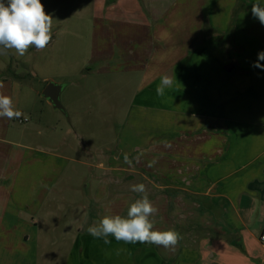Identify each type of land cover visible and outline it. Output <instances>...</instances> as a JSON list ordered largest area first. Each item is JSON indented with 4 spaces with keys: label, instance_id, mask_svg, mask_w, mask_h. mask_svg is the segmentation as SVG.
Returning a JSON list of instances; mask_svg holds the SVG:
<instances>
[{
    "label": "crops",
    "instance_id": "1",
    "mask_svg": "<svg viewBox=\"0 0 264 264\" xmlns=\"http://www.w3.org/2000/svg\"><path fill=\"white\" fill-rule=\"evenodd\" d=\"M142 1L108 7L99 0L104 25L95 73L145 80L132 99L131 127L148 126L147 135L126 150L156 190L150 201L161 197L153 224L162 220L160 231L174 229L182 239L174 249L111 236L105 244L86 231L76 236L65 264H264V68L252 66L264 51V25L251 13L264 0ZM117 20L108 44L107 22ZM163 75L175 83L160 97ZM7 164L0 191L22 181ZM1 202L0 234L11 193Z\"/></svg>",
    "mask_w": 264,
    "mask_h": 264
},
{
    "label": "rangeland",
    "instance_id": "2",
    "mask_svg": "<svg viewBox=\"0 0 264 264\" xmlns=\"http://www.w3.org/2000/svg\"><path fill=\"white\" fill-rule=\"evenodd\" d=\"M109 1L108 7L117 2ZM41 3L53 16L49 45L41 51L32 47L22 57L14 50L0 55V95L10 97L22 112L18 119L0 118V138L9 142H0V175L7 163L11 175L22 174L16 188L0 191V206L7 192L14 200L1 223L0 247L9 250L0 252V264H65L79 233L106 214L126 215L130 203L140 198L131 185L144 184L149 198L156 191L126 150L135 137L147 135L148 126L131 127L132 99L145 80L140 74L124 79L95 73L104 25L99 0ZM115 22H107L108 44L119 31ZM107 49L112 54V47ZM49 82L65 86L61 102L66 114L42 96ZM160 198L154 200L156 208ZM162 226V220L154 224L157 230Z\"/></svg>",
    "mask_w": 264,
    "mask_h": 264
},
{
    "label": "clouds",
    "instance_id": "3",
    "mask_svg": "<svg viewBox=\"0 0 264 264\" xmlns=\"http://www.w3.org/2000/svg\"><path fill=\"white\" fill-rule=\"evenodd\" d=\"M252 16L264 25V6L255 3L251 8ZM53 16L45 12L41 0H0V55L14 50L24 56L34 47L37 51L45 49L52 40ZM264 60V51L258 53L255 68H264L259 63ZM174 79L168 75L160 78L156 87L157 96L163 97L166 89L174 87ZM22 112L14 107L6 95H0V118L18 119ZM131 191L141 194V198L130 203L125 216L106 214L87 228L94 238L111 243L109 236L126 244H152L165 249H174L182 239L174 229L155 230L150 217L158 209L150 201L144 184L131 185Z\"/></svg>",
    "mask_w": 264,
    "mask_h": 264
},
{
    "label": "water",
    "instance_id": "4",
    "mask_svg": "<svg viewBox=\"0 0 264 264\" xmlns=\"http://www.w3.org/2000/svg\"><path fill=\"white\" fill-rule=\"evenodd\" d=\"M233 64H228L226 66V70L230 71L233 68ZM65 89V86L62 84H58L55 82H49L43 92L42 96L47 99L48 102H50L54 108L61 110L64 114H66L65 108L62 105L61 102V94L63 90Z\"/></svg>",
    "mask_w": 264,
    "mask_h": 264
},
{
    "label": "built area",
    "instance_id": "5",
    "mask_svg": "<svg viewBox=\"0 0 264 264\" xmlns=\"http://www.w3.org/2000/svg\"><path fill=\"white\" fill-rule=\"evenodd\" d=\"M25 121H27V120H25V119H24V120H23V119H19V123H24ZM259 240H260V243H261L262 245H264V230H263V232L261 233Z\"/></svg>",
    "mask_w": 264,
    "mask_h": 264
},
{
    "label": "trees",
    "instance_id": "6",
    "mask_svg": "<svg viewBox=\"0 0 264 264\" xmlns=\"http://www.w3.org/2000/svg\"><path fill=\"white\" fill-rule=\"evenodd\" d=\"M109 2H110V3H112V2L114 3V2H116V0H111V1H109Z\"/></svg>",
    "mask_w": 264,
    "mask_h": 264
}]
</instances>
